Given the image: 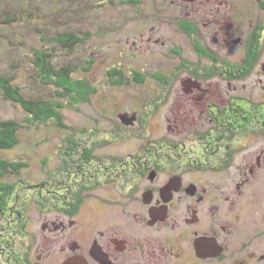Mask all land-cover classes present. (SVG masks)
<instances>
[{"label":"flooded vegetation","instance_id":"af4514ba","mask_svg":"<svg viewBox=\"0 0 264 264\" xmlns=\"http://www.w3.org/2000/svg\"><path fill=\"white\" fill-rule=\"evenodd\" d=\"M214 3L179 20L183 63L126 79L148 85L140 108L96 124L90 150L34 180L2 172L0 264H264V0Z\"/></svg>","mask_w":264,"mask_h":264},{"label":"rangeland","instance_id":"374dc122","mask_svg":"<svg viewBox=\"0 0 264 264\" xmlns=\"http://www.w3.org/2000/svg\"><path fill=\"white\" fill-rule=\"evenodd\" d=\"M59 1L67 8L56 12L49 0H0V67L4 73L15 76L27 97H47V93L51 95L47 89V77L40 76L29 61L33 48L51 46L60 51L55 38L58 33L80 34L84 43L76 48L70 60L78 61V75L92 82L94 92L88 86L86 91L90 97L83 103L66 99L63 115L47 121V117L37 118L20 103L4 97L0 87V120L17 122L20 137L16 146L0 148V177L2 172H7L9 165L6 162L13 164L10 171H20L27 179L34 180V176L47 170L46 163L42 164V161L50 159L57 166L61 160L77 159L78 154L64 155L69 144L75 145L77 134L86 133V138L90 141V135L92 141L94 127L99 124L94 131L99 129L98 134L102 137L110 128L108 124L120 122L118 113L140 108L136 101L148 85L134 80L115 84L109 75L111 71L123 69L124 75L132 78L134 69L155 72L156 69L168 70L171 65L183 63L176 59L177 54L171 49L179 41L175 48L184 43L185 50H189L190 41L180 39L182 29L178 31L181 27L179 20L191 18L203 22L210 6L217 4L214 3L217 0ZM10 18L17 20L3 22ZM226 21L225 26L228 27L231 22ZM47 26L50 27L48 30ZM149 37L152 38L148 40ZM191 50L184 54V59L190 56ZM135 131L138 132L137 129ZM157 133V130L147 133L148 138ZM139 146L141 142L129 138L116 144L122 149L116 151V155L135 152ZM99 149L104 154L111 147L100 139ZM82 194L84 200L92 198L87 190ZM40 198H35L33 205L36 206L28 212L39 235L42 233V221L47 216L46 212L38 209Z\"/></svg>","mask_w":264,"mask_h":264},{"label":"trees","instance_id":"16d2710c","mask_svg":"<svg viewBox=\"0 0 264 264\" xmlns=\"http://www.w3.org/2000/svg\"><path fill=\"white\" fill-rule=\"evenodd\" d=\"M49 3L54 4L52 8L56 12L67 8V6L61 4L59 0H49ZM15 20L17 19L10 18L3 22L10 23ZM48 28L50 27L47 26V30ZM79 35L71 32L58 33V36L55 38L60 46V51H58V48L56 49L51 46H45L41 49L34 47L32 50L33 55L30 57L29 61L31 64L35 65L40 76L47 77V89L50 90L51 95L47 93V97H27L22 91L19 82L15 79V76L4 73L0 67V87L2 88L4 97L20 103L27 112L37 118H41V116L47 117V121L63 115V109L66 107V99L70 102L78 101V103H83L86 99H89L90 96L86 90L88 86L93 88L92 82L81 78L77 73L78 70H80L78 68V61L75 62L73 59L70 60V56L74 55L76 48L84 43V38ZM84 69L88 70V68ZM124 72L123 69L119 71L114 70L111 71L109 75L116 82L124 83L128 78L127 75H124ZM132 74L135 77H140L143 75V72L134 69ZM92 92H94V88ZM85 134L86 133H81L76 135L75 145L72 146L69 144L70 147L67 153H64L65 156L77 155L80 150L81 142L84 143V146L82 145L81 147L84 148L85 153L90 150L88 147L91 145L92 141L90 135L88 137L91 142L86 138L87 135ZM19 142L20 137L17 122L12 120H0V148H12L19 144ZM5 164L9 165V167L13 165L9 162Z\"/></svg>","mask_w":264,"mask_h":264}]
</instances>
